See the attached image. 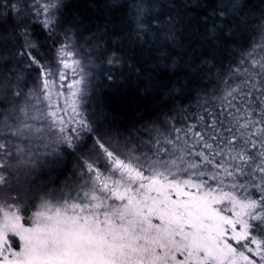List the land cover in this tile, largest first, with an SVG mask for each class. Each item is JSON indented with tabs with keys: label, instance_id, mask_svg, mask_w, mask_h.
<instances>
[{
	"label": "snow or ice",
	"instance_id": "obj_1",
	"mask_svg": "<svg viewBox=\"0 0 264 264\" xmlns=\"http://www.w3.org/2000/svg\"><path fill=\"white\" fill-rule=\"evenodd\" d=\"M257 3L131 0L130 28L92 31L65 20L66 0H0V264H264ZM176 49L188 72L164 86L166 110L126 130L85 115L97 80L147 94ZM205 66L212 88L190 87ZM68 157L63 180L44 179Z\"/></svg>",
	"mask_w": 264,
	"mask_h": 264
},
{
	"label": "trees",
	"instance_id": "obj_2",
	"mask_svg": "<svg viewBox=\"0 0 264 264\" xmlns=\"http://www.w3.org/2000/svg\"><path fill=\"white\" fill-rule=\"evenodd\" d=\"M130 2L131 0H66L65 20L71 22L82 18L92 31H95L97 26H103L106 21L109 22V27L111 23H115L118 27L127 30L130 28L127 6ZM212 2L213 0H209V4ZM250 2L256 7L259 6L257 0H250ZM112 5L121 6L114 7ZM207 10L197 9L196 11L199 15H203ZM33 31L39 33L40 29L36 27ZM88 34V32L84 33L85 36ZM41 39H43V36H41ZM45 46L50 47L51 45L46 43ZM200 51L204 55L197 58V63L201 58L212 59L208 48L205 47ZM182 52V49H176L169 53V64L172 59H176L180 61L179 67L175 70L168 68L154 73L156 87L147 94L142 93V88L137 86L138 82L134 78L119 81L111 86L101 84L97 80L91 88V95L85 98L83 109L85 115L93 121L100 118L106 127L120 128L121 130H126L134 124L154 118L172 103V100L165 95L166 88L164 86H171L177 80H183L187 75L188 69L185 64L188 56L181 55ZM153 55L154 53L145 52L137 56L136 59L140 66L146 68L151 63ZM230 59L231 57L227 51L216 53L218 67L227 65ZM205 72H207V66L197 77L193 78L190 87L212 88L215 78L212 76L205 79ZM212 72L215 73L216 68H213ZM29 86H31L30 83ZM189 95L194 96V93H181L179 99L187 103ZM75 163L74 158H66L63 164H57L49 170L44 179H55L56 183H59L72 170Z\"/></svg>",
	"mask_w": 264,
	"mask_h": 264
}]
</instances>
